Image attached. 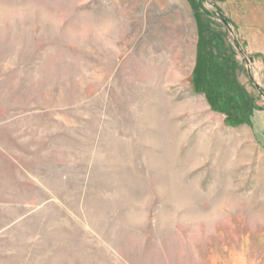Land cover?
<instances>
[{
    "label": "rangeland",
    "instance_id": "374dc122",
    "mask_svg": "<svg viewBox=\"0 0 264 264\" xmlns=\"http://www.w3.org/2000/svg\"><path fill=\"white\" fill-rule=\"evenodd\" d=\"M0 264H264V0H0Z\"/></svg>",
    "mask_w": 264,
    "mask_h": 264
}]
</instances>
